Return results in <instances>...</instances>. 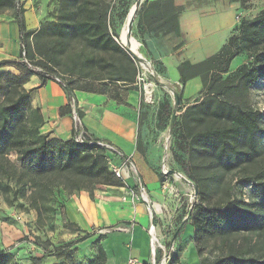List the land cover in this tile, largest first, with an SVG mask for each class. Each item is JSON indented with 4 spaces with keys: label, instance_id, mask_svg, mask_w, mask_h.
I'll return each instance as SVG.
<instances>
[{
    "label": "rangeland",
    "instance_id": "1",
    "mask_svg": "<svg viewBox=\"0 0 264 264\" xmlns=\"http://www.w3.org/2000/svg\"><path fill=\"white\" fill-rule=\"evenodd\" d=\"M8 1L4 0L6 7L4 13L0 15L1 19L11 20L14 18L19 24L18 13L21 8L24 12L23 18L26 25L35 22L36 26L29 30L26 40L22 38L21 34L19 35L18 45H16V41L12 44L8 37L4 36L3 50L6 51V54H18L19 65L25 69L21 62L22 45H25L27 58L36 66L49 69L67 85L71 81H76L79 83L77 87L84 88L106 85L99 81H92L90 78L106 80L115 75V68H117L116 73L119 74L118 69L122 67L120 59L125 61L126 57H130L135 66L141 70L137 55H133L119 39L127 16L122 17L124 11L126 10L128 14L132 6L141 2L132 27V35L140 44L139 53L141 56L139 57L143 56L147 59L155 70V77H150L148 82L153 84L151 87L154 90L153 98L158 103L148 104L143 98L142 127L145 126V140L141 138L140 143L146 153L148 147L151 146V159L155 164H151L152 168L165 176L163 182H160V190L166 198L164 207L168 210L164 208V211H166L167 217L162 222H158L155 215L153 217L155 233L160 244L167 251L172 250L174 263L213 264L214 261L227 257L232 251L246 259L256 257L264 261V232L226 234L222 237L207 238L201 242L202 253L199 254V248L195 242V230L191 225L189 215L191 214L193 217L197 212L196 208L200 205V191L208 194L207 204L212 207L239 201L250 205L251 211H257L259 208L256 206L260 202L255 191L256 182L252 179L264 174V132L257 139L258 156L256 160L230 172L216 166L205 153L204 147L195 141L189 154L185 155L179 152L177 133L174 132L175 124L184 122L187 110L191 111L186 119V130L191 139L208 129L223 126L224 122L215 120L208 115L209 108H200V104L207 96L206 93L212 81L210 77L215 65L187 67V60L183 58L182 42H179L174 34L159 36L147 33L150 35L149 39L142 36L138 27L139 12L143 5L147 6L144 15L146 23L151 26V18L157 12L153 3L158 0H20L19 4L16 2L13 7L7 6ZM173 1L176 5L178 2L179 9L185 11L199 6H205L209 10L217 9L232 0ZM242 8V14L238 16L239 21L241 19L252 20L264 10V0L249 1ZM103 9L107 11L104 18L106 28L100 26L98 28L100 31H107L110 35L115 31L119 36L117 43L123 53L104 51L100 46L92 45L93 43L87 39L93 38V36L81 34L78 28L79 23L91 15L90 11L101 12ZM26 12H28L27 16ZM156 51L164 58L170 54L174 55L175 63L179 66L185 62L184 72L190 79L188 86L181 87L180 84L170 82L168 68L159 60ZM253 61L251 54L243 52L233 60L229 71L230 73L235 72L242 65L250 64ZM4 70H10V67L0 69V77L4 73L16 75L12 72H4ZM226 77L227 74L221 75L222 79ZM106 83L109 88H114L108 80ZM169 89H172L173 92ZM121 94L125 95L124 92ZM174 94L178 96V100L175 99ZM166 100L171 104L172 117L169 126L166 129H161L158 126L157 115L160 105ZM241 103L260 114V125L264 131V78L249 89L246 96L242 97ZM175 152L189 162L200 187L184 174L174 159ZM9 158L12 162L17 163V154L12 153ZM147 160H149L148 154ZM114 161L121 165L124 164V171H127L126 164L120 155H116ZM130 177L125 172V177L122 180L125 183L132 181L134 185L143 181L145 191L142 193L149 201L147 185L143 177L138 175L135 169ZM130 190L132 191L126 185L125 189L112 191V201L123 203L122 198ZM65 196L66 193L62 192L58 200V203L64 205L65 208H59L56 203L54 212L45 216L42 226H38L36 212L28 210L24 200H14L12 195L7 198L0 192V264L96 263L99 247L113 231L109 228L101 229L96 226L85 231L66 229L64 226L67 222L71 224L74 222L69 218ZM135 202L144 203L141 200ZM151 218L149 212L150 221ZM184 219L190 220L182 228ZM163 248L157 247V262L161 258L158 252L161 251L163 254ZM151 263H153L152 257Z\"/></svg>",
    "mask_w": 264,
    "mask_h": 264
},
{
    "label": "trees",
    "instance_id": "2",
    "mask_svg": "<svg viewBox=\"0 0 264 264\" xmlns=\"http://www.w3.org/2000/svg\"><path fill=\"white\" fill-rule=\"evenodd\" d=\"M238 1L243 7L252 0ZM7 4L13 7L16 0H9ZM153 5L157 12L151 18V26L146 23L144 15L147 6L143 5L139 12L138 27L142 36H145V33L159 36L174 34L178 38L180 35L179 17L183 11L173 0H158ZM5 7L6 2L0 0V15L4 13ZM23 13L20 9L18 19L21 34L24 33L23 38L26 40L28 32ZM90 14L78 25L81 34H91L96 39L88 38L87 40H90L92 45L100 46L104 51L123 53L115 40L119 38L116 32L110 35L107 31H100L98 28V26L106 28L104 19L107 14L106 9L101 12L90 11ZM128 14L125 10L122 17ZM25 51L27 58V49ZM243 52L251 54L254 61L230 73L231 63ZM28 60L34 67H39L30 59ZM120 61L122 67L118 69L119 74L116 73L117 68H115V75L106 79L113 84V89L109 88L106 80L96 78H90V80L106 85L84 88L77 87L79 83L76 81L65 84L70 90L77 88L95 93L108 92L114 99L121 101L125 96L121 94L122 92L126 93L137 88L135 83L138 68L130 57H126L125 61L122 59ZM19 64V62L12 61L0 62V69L17 66L22 72L21 75L4 73L0 77V192L7 198L12 195L14 200H24L28 210L36 212L37 225L42 226L44 217L56 209V203L59 208H65L64 205L58 203L62 192H65L68 197L86 192L93 200L94 192L100 187L123 188L126 183L115 177L110 170L108 158L111 157V152L105 147L94 143L78 144L73 138L70 141L50 139L49 136L41 134L43 118L39 110L31 107L30 93L24 88V82L28 76L34 74L43 79L47 77L36 73L26 64H23L25 69ZM205 64H213L215 68L210 77L212 81L206 93L207 96L200 104V108H209L207 114L215 120L223 121L224 125L208 129L191 139L186 130V119L191 111L187 110L184 122L175 124L177 146L180 153L187 155L195 141L204 147L205 153L216 166L230 172L256 160L258 156L257 139L264 132L260 125V114L241 103L242 97L246 96L249 89L264 78V10L252 20L241 19L220 53L197 65L186 62L189 68H197ZM184 65L185 62L178 68L182 86L190 80L184 72ZM222 74H227V77L222 79ZM69 110L72 114L70 107ZM157 116L158 126L166 129L172 117V107L169 101L166 100L160 105ZM88 141L101 142V140L90 138ZM138 148L148 162L147 153L142 149L140 142ZM12 153L17 154V163L9 158ZM112 154L114 156L111 158L114 160L118 154ZM174 159L184 174L200 187L189 162L177 152L174 153ZM153 171L159 181L163 182L165 176L154 169ZM252 180L256 182L255 191L260 200L256 205L259 207L257 211H251L250 205L239 201L212 207L207 204L208 194L200 191V205L196 208L197 212L193 217L189 215L191 225L195 230V242L199 248V254L202 253L200 244L207 238L222 237L226 234L264 232V174ZM134 191L139 192V187H135ZM189 220H185L182 228ZM64 227L73 231H81L79 226L68 222ZM161 254V251L158 252L160 257ZM106 261V251L101 245L95 264H105ZM174 262L175 259L170 264H175ZM213 264H264V261L256 257L246 259L232 251L227 257L218 259Z\"/></svg>",
    "mask_w": 264,
    "mask_h": 264
},
{
    "label": "crops",
    "instance_id": "3",
    "mask_svg": "<svg viewBox=\"0 0 264 264\" xmlns=\"http://www.w3.org/2000/svg\"><path fill=\"white\" fill-rule=\"evenodd\" d=\"M177 5L179 6L178 2ZM242 9L240 1L232 0L217 9L209 10L205 6H199L183 11L179 17L178 40L183 42L184 60L197 65L220 53L239 24L238 16L242 14ZM27 14L28 12L26 16ZM35 26V22L26 25L27 32ZM20 34V26L16 19L0 18V62H18V54H6L3 50L5 45L3 39L4 36L8 37L12 44L16 41L18 45ZM145 36L150 38L147 33ZM156 49L158 50L157 46ZM156 54L167 66L170 82L180 83L179 64L175 63L174 55L170 54L164 58L157 51ZM4 72L22 74L17 66H12L10 70H4ZM189 83L187 82L186 86ZM24 88L30 93L31 107L39 110L43 118L41 134L60 141L72 140L73 118L69 110V107L72 110V99L68 92L70 88L54 80L43 79L36 74L26 78ZM70 91L77 100L83 128L88 137L114 147L124 163H126L125 158L132 162L135 171L146 182L148 200L154 215L158 222H162L167 217L164 208L168 209L164 207L166 198L160 190L159 178L152 169V165H155L151 159L152 149L151 146L147 149L148 163L138 148L141 138L145 140V126L142 127L144 107L141 91L138 88L129 90L121 101L114 99L108 92L95 93L77 88ZM126 167L127 171L123 170L124 177L127 172L128 177L131 178L133 169L128 165ZM126 185L133 191L135 187H138L132 181L126 182ZM119 189H125V187H100L94 192L93 200L86 192L69 197L66 194L64 198L69 218L80 227L81 231L93 229L94 226L101 229L109 228L113 231L103 243L107 255L105 264H127L130 258L137 259L139 264H151L152 239L149 229L152 220L149 219V212L145 203H136L131 199L123 201V198L121 204L112 201V191ZM185 220L187 219H184V222Z\"/></svg>",
    "mask_w": 264,
    "mask_h": 264
},
{
    "label": "built area",
    "instance_id": "4",
    "mask_svg": "<svg viewBox=\"0 0 264 264\" xmlns=\"http://www.w3.org/2000/svg\"><path fill=\"white\" fill-rule=\"evenodd\" d=\"M19 1L20 0H16V2L18 4H19ZM23 17H24V14H23ZM238 20H239V18H238ZM21 35L23 38L24 33H22ZM115 40H116V42H119L118 39H115ZM22 46H23V52H22L21 62L23 64H26L30 69L34 70L36 73H39L40 75L47 77V79L62 83L67 88L65 82L57 74H54L53 72H51L47 68H41V66L34 67L30 63V61L26 58V51H25L26 47H25V45H22ZM136 58L140 61L141 70H140V68L138 69V74L136 77L135 86L137 88H139V90L141 91L142 97L145 98L146 103L155 104L157 101L154 100V98H153L154 90L151 89L153 84H150L148 82L150 77H155V74H156L155 70L153 69L152 64L150 62H148V60L145 59L143 56L142 57L136 56ZM177 84H180L181 87H183L181 83H177ZM169 90L172 91V89H169ZM68 92L70 93V96L72 99L73 139L75 140V142L78 144L94 143L97 145H101L111 152V157L114 156L112 153H116V154L120 155L119 152L114 147H112V146H110V145H108L102 141L101 142H90V141H88L89 137H88L87 133L84 131L75 95L70 90H68ZM174 97H175V99L178 100V96L176 94H174ZM111 157L108 158V165H109L110 170L114 173L115 177H117L119 179H123L124 178V173H123L124 164L121 165V164L116 163ZM125 161H126V163H125L126 165H128L130 168L134 169L132 162L128 158H125ZM138 187H139L138 193L134 192L133 190L132 191L130 190V192H127L126 195L123 197V201H127L128 199H131V201H133V202L141 200L145 203L146 208H147L148 212H150V215L152 217L151 218L152 222H151L150 229H149V233L151 235L152 230L155 232V229H154L155 223L153 220L154 216H152L153 210H152L151 205L149 203H147L144 199L145 195L142 192L145 191V184L143 183V181H140V184H138ZM156 241H157V244L155 247V243L153 242V240H151V250H152V259H153V263H151V264H170L171 261L173 260V257H174L172 250L169 249L167 251L166 249H164L162 247V245L160 244L159 238ZM157 247L163 248L162 250L164 251L161 258L158 260V262L156 261ZM127 264H139V261L137 259L130 258L128 260Z\"/></svg>",
    "mask_w": 264,
    "mask_h": 264
},
{
    "label": "bare ground",
    "instance_id": "5",
    "mask_svg": "<svg viewBox=\"0 0 264 264\" xmlns=\"http://www.w3.org/2000/svg\"><path fill=\"white\" fill-rule=\"evenodd\" d=\"M140 3L141 2H139L137 5H134V6L131 7V9L129 11V14H128V16H127V18L125 20V23H124V25H123V27L121 29V32H120V41H121V43L126 48H128V50L133 55H137V56H141L140 53H139L140 44L138 43V41L132 35V27L134 26L135 18L137 16V12L139 10ZM179 178H181V177H179ZM144 199H145V201L147 203H149V201H147V197L144 198ZM151 239L155 243V247H156V244H157L156 240L158 239V237H157L156 233L153 230L151 231Z\"/></svg>",
    "mask_w": 264,
    "mask_h": 264
},
{
    "label": "water",
    "instance_id": "6",
    "mask_svg": "<svg viewBox=\"0 0 264 264\" xmlns=\"http://www.w3.org/2000/svg\"><path fill=\"white\" fill-rule=\"evenodd\" d=\"M152 216H154V213L152 212Z\"/></svg>",
    "mask_w": 264,
    "mask_h": 264
}]
</instances>
